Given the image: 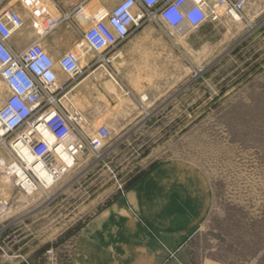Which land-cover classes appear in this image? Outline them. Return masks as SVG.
Instances as JSON below:
<instances>
[{
	"label": "rangeland",
	"instance_id": "obj_1",
	"mask_svg": "<svg viewBox=\"0 0 264 264\" xmlns=\"http://www.w3.org/2000/svg\"><path fill=\"white\" fill-rule=\"evenodd\" d=\"M109 7L107 0L86 4L101 22ZM239 18L172 35L147 24L112 62L118 85L101 71L84 78L73 92L76 104L95 127L110 128V142L99 154L81 155L45 194L24 195L0 174V264H74L86 230L112 233L98 242L116 252L144 238L151 250L182 246L153 264H264V3L250 0ZM60 33L44 49L70 53L73 45L84 66L91 53L84 55L79 36ZM5 96L0 80V107ZM7 158L0 144V162ZM158 167L174 171L166 179L175 191L179 182L186 187L183 201L206 204L196 229L176 244L161 239L143 214L182 202L172 189L164 199L139 190ZM118 201L126 204V223L96 224ZM119 255L116 264L129 258Z\"/></svg>",
	"mask_w": 264,
	"mask_h": 264
},
{
	"label": "built area",
	"instance_id": "obj_2",
	"mask_svg": "<svg viewBox=\"0 0 264 264\" xmlns=\"http://www.w3.org/2000/svg\"><path fill=\"white\" fill-rule=\"evenodd\" d=\"M107 1L112 6L104 22L90 18L83 2L48 26L52 29L65 21L73 24L91 51L85 66L74 53L54 58L40 43L14 50L10 41L24 22L14 10L0 9V80L6 91L0 107V139L8 157L0 162V174L24 195L50 191L75 169L81 155L99 154L110 140V128L105 124L95 127L76 104L73 92L97 71L118 85L112 62L118 58L120 46L136 31L147 24L170 35L197 30L222 16L241 17L250 2ZM84 25L88 26L81 31ZM46 264L54 263L48 260Z\"/></svg>",
	"mask_w": 264,
	"mask_h": 264
},
{
	"label": "crops",
	"instance_id": "obj_3",
	"mask_svg": "<svg viewBox=\"0 0 264 264\" xmlns=\"http://www.w3.org/2000/svg\"><path fill=\"white\" fill-rule=\"evenodd\" d=\"M5 1L7 0H0V5L2 4L0 6V9H12L17 12L21 19H25V22L23 21V28L15 32L10 41V45L14 50L21 51L33 43H40L44 48L50 47V41L54 37V35H57L58 32H61L60 34L64 35L69 30L71 34H76L77 36H79L82 50L84 53H86L84 55L91 53L89 47L83 41L80 32L73 27V24L65 21L52 29L48 26L52 21H54V19H57L59 15H61L62 17L63 14L70 13L80 3L84 2L85 4H87L93 0H81L80 3L78 2L79 0H9L6 3ZM28 5L30 7H33L34 12L28 13V11L26 10ZM111 6L112 3H110V7ZM54 9H56V11L58 12V16L53 14ZM63 25H66V32L65 30L61 29ZM143 28L144 26L138 31L142 30ZM82 30L83 27L81 31ZM68 35L69 34H67V36ZM128 41L129 39L120 46L118 51L121 52L122 49L127 45ZM68 45L72 49L70 53L76 54V56L82 61V56L74 51L73 45ZM69 46L62 44L61 47L68 48ZM63 53L66 52L60 51L51 55L54 58H57ZM87 63H85V65H87ZM77 96V93L74 94L75 100ZM109 142L110 141H108V143ZM170 174H174V171L171 172L168 168L162 167L155 168L149 176V181L151 182V184H149L148 182H144L139 188V190L143 193H146L148 191L155 194L158 193V197H162L163 199L165 196V192L171 191L170 189L178 193V197L182 202H179L177 205L174 204L171 211H166V204L164 201V204L159 205V207L155 206L152 208L151 206H148L149 209L144 210L143 213L146 221L156 228L157 232L159 233V237L166 240L169 245L176 244V241L180 240L187 233H190L192 230L196 229V227L206 214L205 203L204 206H198V204H196L197 201H194V204H192V200L183 201V199H185V195L182 193L184 192L183 190H185L186 187L179 184L180 182L178 183V185H174L177 187L176 189L178 191H175V187L167 185L168 180L166 179V175ZM182 175H184L183 171ZM147 196L148 195H146L145 197ZM181 203L183 205H181ZM102 216H106L108 219L106 220L105 217H100L101 219L96 221V224L107 221L109 223L111 222L118 225L125 224L127 218L125 202H115L111 206L109 211H107V213L103 214ZM111 218L113 219L111 220ZM115 233L119 234V236L116 237L117 239H123L124 233L117 231L113 234ZM111 234L112 233H105L103 231L94 232L87 230L79 233V242L74 252V264H116L117 261L115 258V254H120L121 257H129L128 259L125 258L124 262L120 258L118 261L120 264H153L157 260L156 256H167L169 254L172 255L173 253H180V251L182 250V246L175 245H172V248H156L151 250L147 247L148 239L144 238L140 242V246L124 247V249H122L121 247L116 252L112 251L109 246L106 247L104 243L102 244L98 242V240L100 239H111ZM46 263L47 261L43 264ZM167 264L181 263L176 260H168Z\"/></svg>",
	"mask_w": 264,
	"mask_h": 264
},
{
	"label": "bare ground",
	"instance_id": "obj_4",
	"mask_svg": "<svg viewBox=\"0 0 264 264\" xmlns=\"http://www.w3.org/2000/svg\"><path fill=\"white\" fill-rule=\"evenodd\" d=\"M235 20H236V21H240V18H236ZM3 143H4V141H3L2 139H0V144H1L2 146H3ZM2 176H3V175H2ZM4 177H5V176H4ZM6 178H7V177H6ZM59 182H60V181H59ZM59 182H58V183H59Z\"/></svg>",
	"mask_w": 264,
	"mask_h": 264
}]
</instances>
